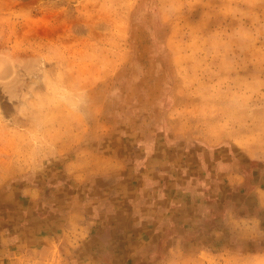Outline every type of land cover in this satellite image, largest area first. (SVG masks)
<instances>
[{
    "label": "rangeland",
    "instance_id": "1",
    "mask_svg": "<svg viewBox=\"0 0 264 264\" xmlns=\"http://www.w3.org/2000/svg\"><path fill=\"white\" fill-rule=\"evenodd\" d=\"M234 167L264 180V0H0V264H264Z\"/></svg>",
    "mask_w": 264,
    "mask_h": 264
},
{
    "label": "crops",
    "instance_id": "2",
    "mask_svg": "<svg viewBox=\"0 0 264 264\" xmlns=\"http://www.w3.org/2000/svg\"><path fill=\"white\" fill-rule=\"evenodd\" d=\"M217 162H218L217 164L218 170L223 171L226 168L227 171V169L231 167V164L226 163L225 165V163L222 160H218V158H217ZM227 174L232 189L240 190L241 188H243V192H242L243 196L240 205L241 207L244 208L246 207V212H243L242 214H238L234 209L231 208V210L229 209L224 213L225 216L232 214L233 217H238L246 221H254V222L259 221L260 220L259 212L264 211V180L262 179L253 180L252 182V176H251L252 174L250 170L241 169L239 167H234L232 170H229ZM193 179L195 181V185L193 189L192 188L189 189L190 186H185V184L183 185V189L193 190L195 197H197V195H202V191L204 189L201 185L203 184L202 178L200 177L197 178V175L195 174L194 177L191 178L190 180ZM253 179L255 178L253 177ZM198 189H200L199 190L200 192L198 191Z\"/></svg>",
    "mask_w": 264,
    "mask_h": 264
}]
</instances>
